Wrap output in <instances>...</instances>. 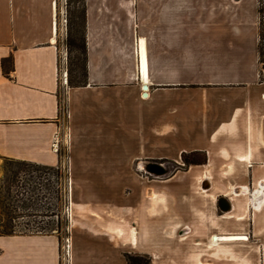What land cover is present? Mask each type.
<instances>
[{"label":"crops","instance_id":"1","mask_svg":"<svg viewBox=\"0 0 264 264\" xmlns=\"http://www.w3.org/2000/svg\"><path fill=\"white\" fill-rule=\"evenodd\" d=\"M65 3L0 0V157L68 168L67 264H264L258 0H85L83 87L61 77ZM0 250L61 264L57 234Z\"/></svg>","mask_w":264,"mask_h":264},{"label":"rangeland","instance_id":"2","mask_svg":"<svg viewBox=\"0 0 264 264\" xmlns=\"http://www.w3.org/2000/svg\"><path fill=\"white\" fill-rule=\"evenodd\" d=\"M65 7L68 20L74 11L77 18L80 13L79 6L75 9V6L69 5L66 0ZM77 21L80 20L77 19ZM68 23H66L67 26ZM64 62L68 65V50L67 60L60 58L61 69ZM66 154L63 151L64 159ZM194 158L201 159L200 156ZM159 163H166V161ZM164 169L165 174L160 176L168 177L182 170L181 167L172 163H166ZM134 170L143 174L144 168L135 167ZM157 172L156 169L153 170V173L159 175L160 173ZM68 204L69 175L66 165L60 166V169H53L12 163L0 157V232L6 229L10 220L9 215L12 214L15 217L13 223L17 231H43L57 234L60 237L61 264H67ZM143 259L149 261L145 257Z\"/></svg>","mask_w":264,"mask_h":264},{"label":"trees","instance_id":"3","mask_svg":"<svg viewBox=\"0 0 264 264\" xmlns=\"http://www.w3.org/2000/svg\"><path fill=\"white\" fill-rule=\"evenodd\" d=\"M68 4H73L75 9L77 6L80 7V13L76 18L75 11L68 20V36H67V50H68V85L70 87H83L88 84V70H87V44H86V25H85V0H68ZM77 19L80 21L78 22ZM258 53L260 58V63L264 62V0H258ZM12 64V58L3 61L4 69L7 65ZM62 154L63 151H60ZM198 153H193L191 155L184 154L182 159L184 164H203L206 162V158L195 159L193 156H197ZM12 163H21L34 165L24 161H17L6 159ZM37 166V165H34ZM41 167V166H37ZM50 168V167H47ZM60 169V167L53 168ZM10 220L6 229L0 232V236H12V235H32V234H52L48 232L38 231V232H23L17 231L13 223L15 217L10 214ZM128 264H149V261L143 259L140 256H127Z\"/></svg>","mask_w":264,"mask_h":264},{"label":"water","instance_id":"4","mask_svg":"<svg viewBox=\"0 0 264 264\" xmlns=\"http://www.w3.org/2000/svg\"><path fill=\"white\" fill-rule=\"evenodd\" d=\"M262 69L264 71V63L262 64ZM151 168L152 170L156 169L158 171L157 173H160L159 175H164L166 172V170L158 164H153ZM219 206L222 211L230 210V205L224 199H220Z\"/></svg>","mask_w":264,"mask_h":264},{"label":"built area","instance_id":"5","mask_svg":"<svg viewBox=\"0 0 264 264\" xmlns=\"http://www.w3.org/2000/svg\"><path fill=\"white\" fill-rule=\"evenodd\" d=\"M61 77L63 79V82L65 84H67V82H68V70H67V68H64V70L61 72ZM68 212H69V207H68ZM66 248H67V254H68V251H69V238H67V246H66Z\"/></svg>","mask_w":264,"mask_h":264},{"label":"flooded vegetation","instance_id":"6","mask_svg":"<svg viewBox=\"0 0 264 264\" xmlns=\"http://www.w3.org/2000/svg\"><path fill=\"white\" fill-rule=\"evenodd\" d=\"M154 164H158V165H161V164H164V163H154Z\"/></svg>","mask_w":264,"mask_h":264}]
</instances>
